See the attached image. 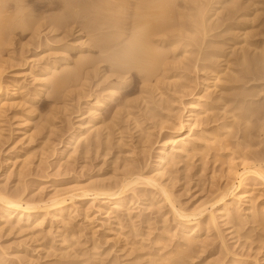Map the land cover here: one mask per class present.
<instances>
[{"label": "rangeland", "instance_id": "obj_1", "mask_svg": "<svg viewBox=\"0 0 264 264\" xmlns=\"http://www.w3.org/2000/svg\"><path fill=\"white\" fill-rule=\"evenodd\" d=\"M182 1L192 7L187 12L192 18L180 13L188 11L179 8ZM230 1L234 0H176L179 12L173 22L179 24L169 40L176 45L168 41L155 45L164 61L149 82L146 73L135 70L123 74L125 81L116 79L114 52L103 54V42L93 44L100 35H92V29L74 25L52 32L46 20L65 10L55 0H29L12 14L24 20L29 15L24 23L31 24L23 26L25 32L18 28L11 47L0 46V111L4 112H0V193L22 195L25 202L39 205H50L61 195L79 197L61 217L49 210V215L34 213L32 220L18 224L4 216L0 264H264V180L257 177L264 169V0H235L238 12ZM184 14L191 19L196 15V21L183 18ZM1 16L0 25L6 21ZM180 16L188 21L181 22ZM180 22L186 23L185 30ZM38 25L41 35L32 40V29ZM112 31L103 34H121L119 42L129 37L128 32ZM120 44L116 49L125 43ZM242 50L247 56L244 62ZM83 58L90 61L80 70ZM225 60L230 63L229 76L221 75L224 82L201 93L202 75H212L209 69L203 74L197 70L212 64L222 70ZM248 60H253L251 65ZM52 65H57L54 73L46 74ZM53 77L69 79L63 84L64 93L58 92L59 99ZM112 87L118 88L115 97H110ZM198 95L202 102L191 106ZM97 100L102 101L100 108ZM192 110L195 119L189 117ZM86 121L97 131L96 137L90 136L87 148L77 143L75 150H65L69 139L83 132L79 126ZM184 138H189L188 145ZM160 156L168 159L162 170L154 168ZM132 174L155 181L122 191L117 206L116 196H94L96 189L124 185ZM202 205L208 210L200 215ZM38 216L44 219L40 228L34 226ZM181 216L195 222L192 232L184 230L187 219ZM66 253L75 257L65 259Z\"/></svg>", "mask_w": 264, "mask_h": 264}, {"label": "bare ground", "instance_id": "obj_2", "mask_svg": "<svg viewBox=\"0 0 264 264\" xmlns=\"http://www.w3.org/2000/svg\"><path fill=\"white\" fill-rule=\"evenodd\" d=\"M0 1H2L1 3H3V5L1 4L0 5V16L1 15H4V17L6 18V21H5V23L3 22V19H1V21L3 22V24H1L0 25V46H2V47H5V46H12L13 44H14V42H15V40H17V39H14L12 36L13 35H15L16 33V31L18 30V28L21 30L22 29V31H24L25 29H27V27L26 28H24L23 26H25L26 25V23H24L25 21H27V17L26 16H28L29 17V15H26L25 16V14H24V11H23V13L22 14H24V16H25V20H24V18H23V16L21 17V15H20V17L18 16V17H14L12 14H14V12H20L21 11V9L22 8H25L26 7V5H28L30 2H29V0H0ZM51 1V0H50ZM58 1V2H57ZM55 0V3H57V4H59V5H62L63 6V8H65V10H63V15L62 16H58V17H55L54 19H51V21H47L46 19V24L48 23V25H50V27H49V29H51V31L52 32H55L56 30H54L55 28L57 29V30H62L63 28H65V30L66 29H68V28H70L69 26H74V25H76V26H78L79 28H83V30L84 29H92L91 30V33H92V31H93V33H92V35L94 34V35H96V34H99V35H97V37L99 36V39H97V40H95V42L96 43H93L94 45H96V47L97 46H101L102 45V47H100V48H102L103 50H101L102 52L103 51H105V52H108V51H112V52H114V55H113V57H109L110 55H108V53H107V55H108V58L107 59H111L113 62V66H112V69H116V71H118V73L117 72H113V73H117V74H119L118 76H117V78L116 79H118L119 81H125V80H123V79H125V77H124V75L123 74H125V73H130L132 70L134 71H137L139 74L140 73H146L147 75H145V77L147 76V78H146V81H148V80H150V79H152V78H155V75H157L156 73H158V71L155 69L156 68V66L158 67V65L159 64H161V62H163L162 61V53H161V55L162 56H160V54H158V52H160V49L158 50V51H156L155 52V49H156V47L157 46H155V45H158V43H159V45L160 44H162V43H166V41H168V43H173V44H175L173 41H171V42H169V40H170V38H171V35H174L175 33L173 32V27L174 28H176V26L179 24V22L177 23V25L175 26V22H173L174 21V18H175V15H178V14H174V13H178L179 12V10L177 9V7H176V9H177V11L175 10V6H178V5H176L177 3H176V0ZM226 1V0H225ZM183 2V1H182ZM221 2H224V1H221ZM231 2V1H230ZM234 2V3H233ZM233 2H231V4L233 3V7H232V9L233 10H237L236 8H238L237 7V1L235 2V0L233 1ZM239 2V1H238ZM28 3V4H27ZM179 3V2H178ZM226 3H228V2H225V4L224 5H226ZM25 4V7L23 6ZM180 4V3H179ZM183 6H179V8L181 9L182 7L184 8V10H185V8L186 9H188V7H190V6H188L189 4H188V2H186V1H184L183 2ZM229 4V3H228ZM227 4V5H228ZM239 4V3H238ZM50 5V4H49ZM227 5L224 7L223 5V7L224 8H226L227 7ZM61 6V7H62ZM32 8V7H31ZM182 8V9H183ZM192 7H190V9H191ZM232 9H230V10H232ZM23 10V9H22ZM192 10V9H191ZM239 10V9H238ZM238 10H237V12H238ZM182 12H189V9H188V11H181L180 13H182ZM191 12V11H190ZM233 12V11H232ZM16 13V14H17ZM180 13H179V15H180ZM192 13V12H191ZM183 14V13H182ZM188 15H190V17L192 18L193 16H192V14H190V13H187ZM12 15V16H11ZM18 15V14H17ZM125 16V17H124ZM182 16V15H181ZM180 16V19L183 17H188L187 15H185L184 14V16H182L181 17ZM3 17V18H4ZM174 17V18H173ZM190 17H188L190 20V22H193V20H195V18H196V15H194V19H191ZM0 18H2V16L0 17ZM31 18V17H30ZM28 19L29 21L31 20V19ZM33 18V17H32ZM182 18V19H183ZM38 19V18H37ZM179 18H178V20H180ZM180 20L181 22L183 21H185V22H187L188 21V19H183V20ZM5 20V19H4ZM39 20V19H38ZM177 20V21H178ZM187 20V21H186ZM192 20V21H191ZM205 20V19H204ZM32 21V20H31ZM176 21V20H175ZM196 21V20H195ZM34 22V21H33ZM180 22V28H183L182 27V25H184L185 26V24H183V23H181ZM15 23H18L19 24V26H17ZM194 23V22H193ZM196 23V22H195ZM202 23H203V20H202ZM29 25L31 24L30 22L28 23ZM41 24V23H40ZM45 24V25H46ZM204 24V23H203ZM203 24H202V26H203ZM16 25V26H15ZM29 25H26V26H29ZM47 25V26H48ZM174 25V26H173ZM33 26H34V24H33ZM36 26V25H35ZM32 27V26H31ZM38 28L36 29H32V30H34L33 32L30 30V27H28L29 28V30L33 33V35H32V40L33 39H39V35H41L40 34V32H39V30L41 29L40 27V25H38L37 26ZM51 27H53V28H51ZM66 27H68V28H66ZM77 27V28H78ZM179 27V26H178ZM191 27V26H190ZM34 28V27H33ZM72 28V27H71ZM186 28V27H185ZM192 28V27H191ZM173 29V30H172ZM184 29V28H183ZM187 29V28H186ZM72 30V29H71ZM71 30H70V35H71ZM88 30V31H89ZM108 30H113L114 31V33L116 32V33H121L122 32V34L123 33H125V32H128L129 33V35H126V36H129L128 38L126 37V36H123V37H125V38H127V39H125L124 40V42L123 43H125L123 46H121V44H123L122 42H119V40L120 39H122V37H120L121 36V34H117L118 36L117 37H113V35L112 34H110V35H112L111 37H108V35L106 36H104V32L106 31V32H108ZM172 30V31H171ZM179 30V29H178ZM185 30V29H184ZM184 30H182V31H184ZM189 30V29H188ZM68 31V30H67ZM112 31V32H113ZM181 31V30H180ZM25 32V31H24ZM57 32V31H56ZM55 32V33H56ZM171 32H173L174 34H171ZM43 33V32H42ZM90 33V34H91ZM104 33V34H103ZM183 33H185V32H183ZM52 34V33H51ZM195 34V33H194ZM204 34H206V33H204ZM43 35V34H42ZM56 35V34H55ZM76 35V34H75ZM80 35V34H79ZM102 35V36H101ZM178 35V34H177ZM180 35V34H179ZM182 35V34H181ZM203 35V34H202ZM60 36V35H59ZM66 36H67V34H66ZM65 36V37H66ZM91 36V35H90ZM115 36V35H114ZM246 36V35H245ZM56 37V36H55ZM69 37V36H68ZM96 36H95V38H97ZM174 37H176V36H174ZM67 38V37H66ZM173 38V37H172ZM31 39V38H30ZM56 39H57V37H56ZM69 39V38H68ZM93 39V38H92ZM174 39V38H173ZM245 39V38H244ZM243 39V40H244ZM20 40V39H19ZM32 40H30V42H32ZM42 40V39H41ZM67 40V39H66ZM90 40H91V38H90ZM123 40V39H122ZM246 40V39H245ZM245 40H244V42H245ZM34 42V41H33ZM32 42V43H33ZM93 42V41H92ZM101 42H103V44L101 43ZM194 41H192V43H193ZM21 43V42H20ZM31 43V44H32ZM43 43V42H42ZM41 43V44H42ZM56 43V42H55ZM66 43V42H65ZM97 43H98V45H97ZM99 43H101V45H99ZM120 44V46L122 47V48H117L119 51H117V53H116V51H114L113 49H115V50H117L116 49V47H119L118 45ZM243 43V42H242ZM16 44V43H15ZM52 44V43H51ZM76 44V43H75ZM247 44V43H246ZM17 45V44H16ZM30 45V44H29ZM71 45V44H70ZM82 45V44H81ZM176 45V44H175ZM174 45V46H175ZM195 45H196V43H195ZM252 45V44H251ZM26 46V45H25ZM45 46V45H44ZM80 46V45H79ZM85 46V45H84ZM92 46V45H91ZM91 46H89V49L91 50L92 48H91ZM170 46V45H169ZM173 46V45H172ZM171 46V47H172ZM174 46H173V48H174ZM203 46V45H202ZM201 46V47H202ZM249 46V45H248ZM1 47V48H2ZM22 47H24V46H21V48ZM155 47V49H153ZM159 47V46H158ZM251 47V46H250ZM249 47V48H250ZM6 48V47H5ZM48 48V47H47ZM87 48H88V46H87ZM161 48V47H160ZM199 48V47H198ZM206 48V47H205ZM244 48V47H243ZM158 49V48H157ZM156 49V50H157ZM172 48H170V50H171ZM204 49V48H203ZM88 50V49H87ZM86 50V51H87ZM6 52V51H5ZM101 52V53H102ZM105 52H103V54L105 53ZM204 52V51H203ZM9 53V52H8ZM193 53V52H192ZM11 54V53H10ZM109 54H111V52L109 53ZM1 55H2V52H1ZM106 55V54H105ZM106 55V56H107ZM213 55H214V53H213ZM212 55V56H213ZM106 56H105V59H106ZM204 56H206V55H204ZM215 56V55H214ZM1 57V56H0ZM242 60H243V62L246 60V58H247V56H246V54H245V52H244V50H242ZM87 58V57H86ZM163 58H164V56H163ZM221 58V57H220ZM104 59V60H105ZM107 59L105 60V61H107ZM109 59V60H110ZM166 59H167V57H166ZM197 59H198V57H197ZM202 59H204V57L202 58ZM216 59V58H215ZM219 59V58H218ZM1 60V59H0ZM3 60V59H2ZM83 60V62H79L80 63V65H78V66H80L78 69H80V70H82V69H85V67L84 68H82L81 69V67L82 66H84L85 64H86V62L87 61H90L89 60V58H88V60L86 61H84V58L82 59ZM103 60V61H104ZM111 60L109 61V62H111ZM195 60V59H194ZM199 60H201V59H199ZM212 60H213V58H212ZM4 61V60H3ZM97 61V60H96ZM95 61V62H96ZM102 61V62H103ZM104 61V62H105ZM211 61V60H210ZM227 61V62H226ZM229 60H225V63H227L226 65H225V67H222V70L220 69H215V67H213L212 65H214V64H212V65H210V66H202L201 65V67H200V69H198L197 71L199 72V73H202L203 72V70L205 69L206 71L209 69V71H211L210 73H211V77L209 78H207L206 77V75H202V78H201V85H200V91H201V93L203 92V93H205V94H208V90H210L211 88H217V85L220 83H222V80H223V78L221 77V75L222 76H224V74H228V72H231V70H230V66H228V64H230L229 62H228ZM251 61V60H250ZM253 61V60H252ZM251 61V62H252ZM257 61V60H256ZM94 62V63H95ZM99 63H100V61H98ZM98 62H96L97 64H99ZM247 62H249V60L247 61ZM246 62V63H247ZM251 62H249L248 64H250ZM258 62V61H257ZM93 63V62H92ZM90 64V63H89ZM108 64V63H107ZM192 64H193V61H192ZM252 64H254V66H255V61H254V63H252ZM88 65V64H87ZM92 65H94V64H92ZM91 65V67H93ZM109 65H110V67H111V63H109ZM166 65V64H165ZM251 65V64H250ZM249 65V67H252V66H250ZM56 66L57 65H52L51 67H47L46 69H45V71H46V74H48V75H51V74H53L54 73V70H55V68H56ZM86 66V65H85ZM89 66V65H88ZM96 66V65H95ZM161 66H163V63L161 64ZM167 66V65H166ZM169 66H171V65H169ZM168 66V67H169ZM219 66V65H218ZM253 66V67H254ZM87 67V66H86ZM114 67V68H113ZM217 67V66H216ZM207 68V69H206ZM218 68V67H217ZM220 68V67H219ZM254 68H256V66L254 67ZM254 68H252V69H254ZM114 69V70H115ZM169 69V68H168ZM2 70V69H1ZM113 70V71H114ZM245 70V69H244ZM251 70V69H250ZM247 71H248V69H247ZM252 71V70H251ZM73 72V71H72ZM79 72V71H78ZM101 72V71H100ZM208 72V71H207ZM198 73V74H199ZM236 73V72H235ZM235 73H234V75H235ZM245 73V72H244ZM243 73V74H244ZM247 73V72H246ZM248 73H250V71H248ZM142 74V75H143ZM203 74V73H202ZM1 75V74H0ZM94 76H95V74H93ZM126 75V74H125ZM165 75V74H164ZM209 76V75H208ZM227 76H229V74L227 75ZM104 77V76H103ZM195 77V76H194ZM234 77H236V76H234ZM0 78H1V76H0ZM55 77H53V80L52 81H54L55 82V84L54 85H52L53 87H55V89L54 90H56L55 92H57V93H55V95H56V97H57V94H58V92L61 94V93H64L63 92V90L64 89H66V86H65V88H64V86H63V84L64 83H66L67 82V80H69V79H64L65 77H61V78H55ZM67 78V77H66ZM114 78V79H115ZM144 78V77H143ZM200 78V77H199ZM224 78H225V76H224ZM238 78V77H237ZM236 78V79H237ZM51 79H52V77H51ZM105 79V78H104ZM128 79V78H127ZM44 80V79H43ZM46 80H49V79H46ZM65 80H66V82H65ZM225 80V79H224ZM224 80H223V82H224ZM228 80H230L229 79V77H228ZM238 80V79H237ZM42 81V80H41ZM40 81V82H41ZM51 81V80H50ZM49 81V82H50ZM107 81V80H106ZM117 81V80H116ZM197 81V80H196ZM207 81H212L211 82V85H208L207 83ZM232 81H235V79L234 80H232ZM44 83H46V85H47V81L45 82V81H43ZM74 82H75V80H74ZM141 82V81H140ZM149 82V81H148ZM226 82V81H225ZM1 83V82H0ZM122 83V82H121ZM146 83V82H145ZM2 84V83H1ZM52 84V83H51ZM124 84V83H123ZM123 84H121V85H123ZM48 85H49V83H48ZM119 85V84H118ZM116 86H117V84H116ZM48 87V86H47ZM113 88V87H112ZM147 88V87H146ZM24 89V88H23ZM120 89V88H119ZM117 90H118V88L117 87H114L113 89H111V91L110 92H112L111 93V95H110V97H115L116 95H117ZM65 91V90H64ZM145 91V90H144ZM2 85H0V97L2 96ZM102 93H103V91H102ZM14 94V93H13ZM37 96V95H36ZM199 97L198 98H196V99H194L192 102H191V106H195L197 103H200V102H202V99H203V97H201L200 95H198ZM60 97V96H59ZM109 97V98H110ZM55 98V97H54ZM58 98V97H57ZM192 98V97H191ZM219 98V97H218ZM59 99V98H58ZM57 100V99H56ZM108 100V99H107ZM106 100V101H107ZM144 100V99H143ZM192 100V99H191ZM3 103V102H2ZM96 108H100L101 107V104H102V101H99V100H97L96 102ZM8 106V105H7ZM10 107H12V106H10ZM193 108V107H192ZM224 108V107H223ZM8 109H10V108H8ZM194 109H195V107H194ZM3 109H1V111H2ZM99 110V109H98ZM207 110L208 109H206V110H204V113H206L207 112ZM0 111V112H1ZM4 112L2 111V113H1V115L3 114ZM191 114L189 115V117L192 119H195V112H194V110H192L191 112H190ZM204 113H202L204 116H205V114ZM117 115V114H116ZM97 118H98V116H97ZM92 122V121H91ZM194 122V121H193ZM91 123H90V121L88 122V121H86V122H84L82 125H80L79 126V128H80V130L81 131H83V132H81V133H79V134H75L74 136H72L70 139H69V141H68V143H67V145H66V147H65V150H75L76 149V146L74 147V145L75 144H77V143H81V145L82 146H80V147H84V148H87V146H89L90 145V143L92 142V141H90L89 140V138H90V136L93 134V136L95 135V137H96V132L94 131V129H92L93 127L90 125ZM91 126V127H90ZM76 131V130H75ZM99 136V135H98ZM96 139V138H95ZM171 139V138H170ZM182 139V138H181ZM183 141V140H182ZM189 141V138L188 139H186L185 140V138H184V141H183V143H185V144H187L186 142H188ZM171 142V141H170ZM180 142V141H179ZM190 142V141H189ZM172 143V142H171ZM181 144V143H180ZM184 145V144H183ZM188 145V144H187ZM184 148V147H183ZM83 149V148H82ZM187 149V148H186ZM84 150L85 149H83V152H84ZM82 151V150H81ZM85 151H87V149L85 150ZM178 152V151H177ZM85 153H87V152H85ZM72 155V154H71ZM71 155H69L68 156V158L67 159H71ZM73 158V157H72ZM167 161H168V159H167ZM167 161H166V159H165V157L164 156H160V158L158 159V162H157V164H156V167H154V168H157V169H159V168H161V170L164 168V166L166 165V163H167ZM27 163V162H26ZM259 167V166H258ZM258 168L256 167V170H257ZM256 170H255V173L257 174V172H256ZM260 170V169H259ZM261 170H263L264 171V169L262 168ZM260 170V176H259V174L257 175V177L258 178H260L262 181L264 180V173H261V172H263V171H261ZM251 171H253V170H251ZM254 172V171H253ZM158 173V172H157ZM164 173V172H163ZM163 173H160V175L161 176H163L164 174ZM138 174H140V172L138 173ZM244 174V173H243ZM242 174V175H243ZM247 174V173H246ZM245 174V175H246ZM251 174V173H250ZM254 174V173H253ZM128 175H126V177H127ZM153 176V175H152ZM157 176V175H156ZM146 177V176H145ZM154 178V177H153ZM153 178H150V177H147V178H143V176L141 177V176H139V175H134V174H132V175H129L127 178H126V180L124 179V181H125V184L124 185H122V186H120V187H117L118 185H120L121 183H119L118 185H116L115 186V188L113 189V188H110V187H112V186H108L107 188H109V189H106V187H105V189L107 190V191H105L104 189V191L102 190V189H100V191H102V193L99 191V189H94L95 191H93L94 192V196L96 195L97 197L100 195H102L101 197L103 198V199H112L111 197H114V196H116V199L114 200V204L117 206V205H119L122 201L120 200L121 199V197H122V191H124V190H129L128 188H132L133 186H135V187H137L138 185V183L139 182H143V183H146V184H149V185H151L152 186V183L155 181ZM163 178V177H162ZM242 178H245V177H243L242 176ZM241 178V179H242ZM240 179V178H239ZM240 179V180H241ZM243 181V180H242ZM242 181H241V183H242ZM264 182V181H263ZM123 184V183H122ZM142 185V184H141ZM241 185V184H240ZM140 186V185H139ZM153 187L155 188V189H160V191H162L163 193L164 192H167V191H164L163 190V188L162 187H160V185H153ZM90 190H93V189H90ZM97 190L100 192V193H98L97 192ZM114 190H116L115 192H114ZM132 190H133V188H132ZM166 190V189H165ZM231 191H232V189H231ZM230 192V191H229ZM233 192V191H232ZM82 193H84V192H82ZM87 193H89V191L87 192ZM86 193V194H87ZM125 193V192H124ZM225 193V192H224ZM21 194V193H20ZM75 194V193H74ZM226 194V193H225ZM78 195H79V193H78ZM164 195V194H163ZM166 195V194H165ZM164 195V196H165ZM224 195V194H223ZM223 195H222V197H220L221 199H223ZM232 195V194H231ZM58 196V195H57ZM62 196V195H61ZM60 196V197H61ZM85 195L83 194V196L82 197H84ZM93 196V197H94ZM167 196H170L169 195V193H167ZM225 196V195H224ZM24 197V196H23ZM59 197V199H57L56 198V200H55V198H54V201L52 200L51 201V204L49 205V204H44V205H39L38 203H36V204H33V203H35V202H30V203H27V202H25L24 201V199L22 198V195H20L19 197L17 196V197H10V196H8V195H6V194H2V192L0 193V205H1V210L3 211V215H1V218H0V222H3L4 221V219H3V217L4 216H9V217H12L13 218V220H12V223H13V221L15 222V220H16V223H18V224H20V223H22V221H24V220H26L27 222H29L30 220H32L33 219V217H32V214H34V213H45L46 215H49L50 214V211H52L53 213H55L56 215H57V217H61V216H63V214H64V211H65V208H67L66 206H68V205H70L72 202L71 201H75L74 199L75 198H78L79 196H76V195H69L68 194V196H66L65 195V197H62V198H60ZM88 197V196H87ZM100 197V198H101ZM85 198V197H84ZM95 198V197H94ZM165 198V197H164ZM170 198V197H169ZM80 199V198H79ZM167 199V198H166ZM226 199V198H225ZM78 200V199H77ZM127 200V199H126ZM31 201H33V200H31ZM167 201V200H166ZM71 202V203H70ZM47 203V202H46ZM50 203V202H49ZM41 204V203H40ZM170 204H172L171 203V201H170ZM173 205V204H172ZM115 206V207H116ZM174 206V205H173ZM202 207V209H199V211H198V213L200 214V215H202L205 211L207 212V208H204L203 207V205L201 206ZM174 211H175V209L174 208H172ZM50 210V211H49ZM196 211V212H197ZM180 213H185V212H181V211H179ZM177 213V212H176ZM175 213V214H176ZM195 213V212H194ZM220 213V212H219ZM44 214V215H45ZM179 213H177V215H178ZM212 214V213H211ZM221 214V213H220ZM45 215V216H46ZM53 215V214H52ZM174 215V214H173ZM186 215V214H185ZM196 215V214H195ZM206 215V214H205ZM54 216V215H53ZM180 216V215H179ZM189 216V215H188ZM188 216H181V217H184V219H187V221L185 222V223H183L182 225V227L184 228V230L186 229V230H190L189 232H192V229H191V227L192 226H195L196 224H195V222L194 221H192L191 219H189V217ZM47 217V216H46ZM51 217V216H50ZM57 217L55 218V219H57ZM194 217V216H193ZM193 217H191V218H193ZM195 217H197V216H195ZM203 216H201V218H202ZM26 218V219H25ZM200 218V219H201ZM46 219V218H45ZM62 219V218H61ZM183 219V218H182ZM199 219V220H200ZM196 220V219H195ZM198 220V221H199ZM185 221V220H184ZM210 221H212V222H214L215 221V217L213 216V214L211 215V217H210ZM209 221V222H210ZM211 222V223H212ZM37 223V224H36ZM36 223L34 224V226H36V228L37 227H39V226H41L43 223H44V219H43V216H42V218L41 217H39L38 216V218H36ZM199 223V222H198ZM16 225V224H15ZM65 226V225H64ZM40 228V227H39ZM194 230V229H193ZM198 231V230H197ZM71 237V240L73 241V236H70ZM77 240V239H76ZM75 240V241H76ZM62 241H63V239H62ZM67 241V240H66ZM64 242V241H63ZM74 242V241H73ZM76 243V242H75ZM70 244V243H69ZM50 246V245H49ZM72 248V247H71ZM51 250V249H50ZM68 250H69V248H68ZM95 250V249H94ZM63 252V251H62ZM61 252V253H62ZM71 253V252H70ZM64 255V254H63ZM62 255V256H63ZM66 256H63V258H65V259H67V258H70L71 256H69V254L68 253H66L65 254ZM71 255V254H70ZM74 257H75V255H74ZM73 257V258H74ZM61 258V257H60ZM72 257H71V259H73ZM62 259V258H61ZM76 259V258H75Z\"/></svg>", "mask_w": 264, "mask_h": 264}]
</instances>
